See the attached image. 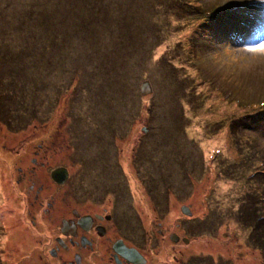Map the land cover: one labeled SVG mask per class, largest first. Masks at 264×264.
<instances>
[{
    "label": "rangeland",
    "instance_id": "rangeland-1",
    "mask_svg": "<svg viewBox=\"0 0 264 264\" xmlns=\"http://www.w3.org/2000/svg\"><path fill=\"white\" fill-rule=\"evenodd\" d=\"M69 1L0 0L21 20L44 12L29 39L0 34V264H41L46 253L25 249L44 237L17 220L29 184L14 182L33 178L39 145L37 159L66 167L71 181L127 187L148 244L171 247L177 234L190 244L175 249L264 264V224L252 238L236 216L250 195L254 218L264 217V186L251 178L264 174V0H90L63 22ZM180 80L191 87L178 90ZM143 82L152 96L141 98Z\"/></svg>",
    "mask_w": 264,
    "mask_h": 264
},
{
    "label": "flooded vegetation",
    "instance_id": "flooded-vegetation-1",
    "mask_svg": "<svg viewBox=\"0 0 264 264\" xmlns=\"http://www.w3.org/2000/svg\"><path fill=\"white\" fill-rule=\"evenodd\" d=\"M41 153L39 145L30 160L33 178H26L17 170L23 174V179L21 176L18 179L26 180L30 194L34 193L26 217L32 228L37 227L44 237L25 249H40V253L46 249V253L38 256L41 264H234L211 249H175L181 243L190 244L189 239L177 234L174 238L168 237L171 247L159 245L156 238L148 244L152 239L147 235L148 230L136 223L132 199L126 197L127 187L117 182L71 181L72 175L66 167L50 169L49 162L37 159ZM48 153L47 158L51 159ZM37 166L46 173L44 185L35 184ZM60 168L67 174L59 175L54 181L51 174ZM156 195L150 192L153 200ZM157 233L160 241H164V234L160 230Z\"/></svg>",
    "mask_w": 264,
    "mask_h": 264
},
{
    "label": "trees",
    "instance_id": "trees-1",
    "mask_svg": "<svg viewBox=\"0 0 264 264\" xmlns=\"http://www.w3.org/2000/svg\"><path fill=\"white\" fill-rule=\"evenodd\" d=\"M88 1V6H87V8L86 9H84V8H82L83 10H80V8L81 7H78L77 6V3H75V2H73L72 0L71 1H69V3L68 4H66L68 7H66V5H65V7L62 9V13H63V22H64V20H65V18H66V14H71L74 18H76V13L77 12H82V11H87L89 8H90V5H91V3H90V0H83L80 4H81V6H83V4L85 3V2H87ZM3 8L2 7H0V34H4V35H6V36H8L9 37V35L11 36V39H12V41L13 42H15V38L16 37H20L19 38V40L20 39H29V34L31 33V31L33 30V28H31V27H33L34 25H35V23L36 22H38L39 20H41L42 19V17H44L43 16V14H44V12L43 11H41V10H37V12H34L33 13V11L32 10H29V13H28V16H29V19L27 20V21H25V20H21V19H19L18 18V16H17V12L15 11V12H10L9 13V11H8V9H3V12H1V10H2ZM35 14V15H34ZM32 15H33V18H32ZM30 22H32L31 24H30ZM62 22V23H63ZM47 23L49 24V21H47ZM98 23H100V21L98 22ZM31 28V29H30ZM46 29H50V26H47V24H46ZM29 31V32H28ZM15 32H26L25 34H18V35H11V34H17V33H15ZM19 40H17V41H19ZM8 41H10V38H9V40ZM16 41V42H17ZM11 42V41H10ZM55 52H56V54H57V56H61V53L59 52V51H57V50H55ZM54 61L55 60H51L49 63V68L53 71L56 67L54 66ZM181 82H183L184 83V85L186 86V87H184L183 86V84L182 85H180V87H179V89L178 90H182V89H188V87H191L190 85H189V82H187L186 80H180L179 81V83H181ZM106 81L105 80H103V86L104 87H106ZM178 88V87H177ZM58 89H60V87H58ZM191 90L193 91V88H191ZM194 92V91H193ZM57 94H56V96L58 97V98H62V96H63V94H61V91H59V90H57V92H56ZM180 93V92H179ZM64 97V96H63ZM142 98V97H141ZM51 100V98H49L48 100H46V102H49ZM149 102V101H148ZM148 111L149 112H151V113H153V111H152V109L150 108V109H148ZM168 111H169V109H168ZM157 112V111H156ZM177 113V112H176ZM34 114H35V111H34ZM158 116H159V113H156ZM178 114V113H177ZM66 120H67V118H65ZM109 124H111V120H106L105 122H103V127L104 128H101L100 130L102 131L103 129H104V131H107L106 129H107V127L109 128L110 126H108ZM147 130L145 129V132H146ZM122 132V130H121V128H120V133ZM158 135L160 134V133H157ZM107 135H110V136H113V135H115V134H108L107 133ZM249 136V135H248ZM241 137H243V136H241ZM246 137H247V135H246ZM247 141V140H246ZM246 141H245V143H246ZM151 145V148H152V144H150ZM263 171H258V172H256V173H253L252 172V176H251V178H254V179H256V183L258 184H262L263 186H264V174L262 173ZM158 188H160V184H157L156 185ZM261 189V188H260ZM261 194H262V197H261V199H259L258 201V204H259V206L260 205H262V209L264 210V193L261 191ZM250 197V195L249 196H247L246 198H245V200H244V202L242 203V206L241 207H239L240 209H238L237 210V212H236V216L239 218V220L241 221V223L243 224L244 223V221L245 222H249V225H250V227H252V229H251V231L253 232V236H251L252 238H255L256 237V235L254 234V229L255 228H259L260 227V225H262V224H264V217H257V218H254V209L252 210V208H254L255 207V203H254V199L253 200H251V201H248V198ZM245 206H247V207H250L251 209L249 210V209H246V208H244ZM252 210V211H251ZM250 212H252L253 213V215L250 213ZM254 218V219H253ZM252 221L253 222H255V224H253L252 223ZM257 240V239H256Z\"/></svg>",
    "mask_w": 264,
    "mask_h": 264
},
{
    "label": "water",
    "instance_id": "water-1",
    "mask_svg": "<svg viewBox=\"0 0 264 264\" xmlns=\"http://www.w3.org/2000/svg\"><path fill=\"white\" fill-rule=\"evenodd\" d=\"M140 94L142 96V98H146V97H149V96H152V91H151V88H150V85L148 82H143L141 84V87H140ZM67 174L66 170L63 169V168H60L58 170H55L52 174H51V177L54 181H57V177L60 176H65ZM182 214H184L185 216H188L190 217V213L188 211V209L186 207H183L182 210H181Z\"/></svg>",
    "mask_w": 264,
    "mask_h": 264
},
{
    "label": "bare ground",
    "instance_id": "bare-ground-1",
    "mask_svg": "<svg viewBox=\"0 0 264 264\" xmlns=\"http://www.w3.org/2000/svg\"><path fill=\"white\" fill-rule=\"evenodd\" d=\"M18 174H19V172L18 171H16ZM21 176V180L23 179V175H20ZM15 182V184L17 185V186H19L20 184H21V186L23 185V182H25V181H20L19 179L17 180L16 179V181H14ZM27 182V181H26ZM32 195L30 194V192L28 191V193L27 194H25V196H24V198L22 197L21 199H22V201H23V206H22V204L20 203V197H18L17 199H16V201H17V205L19 206V210H18V221L19 220H24V218H25V216H26V214H27V212L29 211V205L30 204H28V203H30V197H31ZM30 200V201H29ZM22 210V214L20 213V211ZM29 247H31V246H28L27 248H29Z\"/></svg>",
    "mask_w": 264,
    "mask_h": 264
},
{
    "label": "clouds",
    "instance_id": "clouds-1",
    "mask_svg": "<svg viewBox=\"0 0 264 264\" xmlns=\"http://www.w3.org/2000/svg\"><path fill=\"white\" fill-rule=\"evenodd\" d=\"M145 132V131H144Z\"/></svg>",
    "mask_w": 264,
    "mask_h": 264
}]
</instances>
